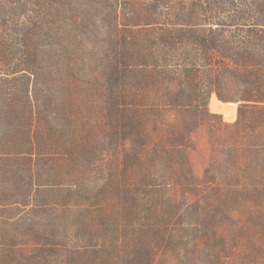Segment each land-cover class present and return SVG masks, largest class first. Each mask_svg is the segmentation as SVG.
Here are the masks:
<instances>
[{
    "label": "trees",
    "instance_id": "trees-1",
    "mask_svg": "<svg viewBox=\"0 0 264 264\" xmlns=\"http://www.w3.org/2000/svg\"><path fill=\"white\" fill-rule=\"evenodd\" d=\"M67 77L92 105L111 94L130 169L117 213L106 192L66 183V156L102 153L66 110ZM212 95L239 105L234 123L209 110ZM202 129L243 172L227 207L210 202L224 177L193 174ZM221 221L264 239V0H0V264H155L159 248L198 264V239L219 243Z\"/></svg>",
    "mask_w": 264,
    "mask_h": 264
},
{
    "label": "rangeland",
    "instance_id": "rangeland-1",
    "mask_svg": "<svg viewBox=\"0 0 264 264\" xmlns=\"http://www.w3.org/2000/svg\"><path fill=\"white\" fill-rule=\"evenodd\" d=\"M73 62L80 63V61ZM66 85H68L66 89V110L75 109L76 111V108H78L74 116L75 122L83 125L87 132H93L100 143L98 149L102 152L100 158L94 163H91L86 156L79 155L77 159L66 156V183L71 177H74L81 179V182L90 193L103 195L106 192L108 196L106 210L109 213H117L118 208L126 205V200L116 189L125 186L121 179L130 174V169L124 166L122 157L116 155L113 148V123L111 112L107 110L108 95L110 97L111 94L109 90L104 91L102 98L97 100L99 105H92L93 101L89 99L88 90L84 86L69 77L66 78ZM213 96H211L210 102ZM224 104L222 106L232 111L233 115L226 116L223 111L217 114H221L225 122L234 123L238 117L239 105L234 103ZM209 110L215 113L211 110L210 103ZM151 128L153 130V126ZM152 136L153 140H159L164 138L165 133L164 131L153 132ZM208 138L206 131L200 130L194 136V148H190L187 154L195 176L202 177L205 175L206 170L210 169L212 174L218 176L217 179L224 177L223 191L219 195L218 193L211 195L210 202L215 204L222 200L225 201L227 207L229 199L227 187L232 184L230 179L243 176V172L239 167L229 166L225 163L223 153L220 152V146H218L222 142L221 137H217L218 139L215 141L217 145L214 150ZM112 176L117 179L115 184L110 180ZM177 196L180 197L179 194ZM208 206L216 208L215 205ZM237 215L239 214L237 213ZM242 225L243 223H240L238 229L230 227L228 221L218 224L216 234L221 237L219 243L211 235L200 237L196 247V254L200 259L198 264H264L263 237L261 238L259 234L256 245H250L248 235H246ZM133 247V241L128 240L123 247V252L130 256ZM180 255L186 256L187 254L180 251ZM220 257H223L224 260H218ZM155 264H182V262L175 259L174 250L159 248Z\"/></svg>",
    "mask_w": 264,
    "mask_h": 264
},
{
    "label": "bare ground",
    "instance_id": "bare-ground-1",
    "mask_svg": "<svg viewBox=\"0 0 264 264\" xmlns=\"http://www.w3.org/2000/svg\"><path fill=\"white\" fill-rule=\"evenodd\" d=\"M222 105H223V103H221V102L217 99V97L214 95V96L212 97V99H211V102H210L211 110H212L213 112H216V113H218V112H220V111H223L224 114H225L226 116H231V115H233L232 111H229L227 108H225V107L222 106ZM224 105H225V104H224Z\"/></svg>",
    "mask_w": 264,
    "mask_h": 264
},
{
    "label": "crops",
    "instance_id": "crops-1",
    "mask_svg": "<svg viewBox=\"0 0 264 264\" xmlns=\"http://www.w3.org/2000/svg\"><path fill=\"white\" fill-rule=\"evenodd\" d=\"M224 104V103H223ZM216 113V112H215Z\"/></svg>",
    "mask_w": 264,
    "mask_h": 264
}]
</instances>
